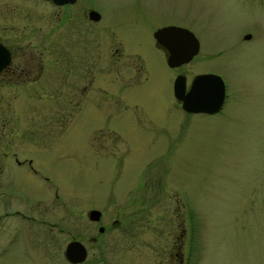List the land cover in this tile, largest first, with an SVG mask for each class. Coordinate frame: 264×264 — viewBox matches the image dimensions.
<instances>
[{"label": "rangeland", "instance_id": "rangeland-1", "mask_svg": "<svg viewBox=\"0 0 264 264\" xmlns=\"http://www.w3.org/2000/svg\"><path fill=\"white\" fill-rule=\"evenodd\" d=\"M87 1L77 0L68 16L47 0H0V36L16 56L31 51L42 62L52 59L50 32L66 28L75 48L83 47L85 57H76L93 75L84 99L74 89V100H83L63 127L50 115L65 103V89H55L63 85L58 79L0 80V122L16 124L10 139L39 144L31 155L36 174L5 158L0 243L7 234L10 241L1 245L0 264H67L60 249L53 259L40 254L23 236L24 216L4 211L63 226L86 219L90 207L102 211L99 222L122 223L99 240L85 238L82 264H162L166 252L170 264H177L175 252L180 264H264V0ZM87 4L101 12L100 22L83 23ZM167 23L187 27L199 44L176 69L152 39V30ZM102 24L120 43L121 61L110 68ZM66 34L57 35V47L66 49ZM127 61L133 70L141 63L134 79L122 65ZM113 68L124 73L121 85L109 87L115 99L93 89ZM177 70L186 83L196 72L219 74L226 93L219 111L181 110L171 91ZM23 125L26 134L19 131ZM89 228L88 234L95 231ZM54 234L62 243L67 238Z\"/></svg>", "mask_w": 264, "mask_h": 264}, {"label": "flooded vegetation", "instance_id": "flooded-vegetation-1", "mask_svg": "<svg viewBox=\"0 0 264 264\" xmlns=\"http://www.w3.org/2000/svg\"><path fill=\"white\" fill-rule=\"evenodd\" d=\"M77 0H71L68 2L64 3H54L51 1H48L52 4L53 8H62L69 14L68 16H71V6L75 5V2ZM87 1V0H83ZM88 2V1H87ZM84 8L81 12V16L84 24L88 23H95V22H100L99 20L101 19V12L93 7L87 4L86 6L83 5ZM89 10H95L98 13V17L96 19H91L88 16V11ZM167 24H175V23H167ZM165 25V24H163ZM175 25H180V24H175ZM103 28L108 31V38L106 39L107 43L105 45L106 49L105 52L107 53V61L110 60V58H113V61H108L112 65H108L109 68L113 67L114 62H119L120 60V55H119V48L118 45L119 40L115 32L111 31V28L107 26L106 24H102ZM162 26V25H160ZM157 26V27H160ZM183 26V25H181ZM156 27V28H157ZM58 27L54 28L51 32L50 35L52 37V43H51V52H55V56H53L52 59L46 60V61H41L40 59V54H33L31 51H28L26 53V56H24V53L21 54L19 53L18 56H16V52L13 49V45L9 44L7 42V38L0 36V43L7 48L8 53H9V60L8 63L0 70V80L3 81L5 84L8 85V82L10 80H13V78H16V81H20L25 84H31L39 81H44V80H49L50 82H53L51 80L53 79H58L59 82L63 83L62 87L59 85V87H55V89L63 90L65 89V103L64 105H61L60 107H53L50 108V115L52 114L55 116L53 120L56 121L55 125L63 127L65 125L69 124L70 117H71V110L72 107L73 109L78 108L79 103L84 99V96H87L86 94L88 93V89L91 87L92 83V78L93 75L90 72L91 67L86 64L85 60L82 61L81 59L77 58L76 56L79 57H85L84 55V50L82 51L83 47L81 46V49L79 47L75 48L74 45V38L72 35L71 30L67 31V29L60 30L62 32L57 31ZM104 29V30H105ZM67 32L66 36L64 38V46L66 49H62L57 47L58 39L57 35L60 36L63 32ZM154 29L152 30V32ZM61 38V39H63ZM153 42L156 47L160 48L163 52L164 55V60L167 54V51L155 40V38L152 35ZM65 50V51H64ZM58 51L63 52L64 54L58 53ZM39 53V52H38ZM57 54H59V58H57ZM48 63V64H45ZM166 63V62H165ZM138 66H141V63H136ZM182 64V63H181ZM181 64L176 65V66H168L171 69H176L179 67ZM123 66L126 67V69L129 71V74L131 77L134 79V70H139V67L137 66L133 70V64L130 61H127L125 63H122ZM167 65V64H166ZM77 67H80L81 69H77ZM43 68H50V72L52 74H42ZM122 69H115L113 68L112 72L113 75L108 72L105 74V72L100 76L98 83L94 86V90L100 92L104 96L106 95L108 98H113L115 99L118 95L113 91L111 92L110 86L112 83L116 85V83L122 84L123 77L122 75L124 74ZM204 72H213L214 71H200L196 72L197 73H204ZM216 73V72H215ZM80 74V77L82 78V83L78 84L79 81H76V78H78V75ZM128 74V73H127ZM193 74V75H194ZM52 75V76H51ZM177 75H183L184 76V82H185V89L187 88L191 78L193 75L190 76L188 82L186 83V75L182 71L174 72V76L171 81V91H172V83L173 79ZM80 80V81H81ZM55 86V85H54ZM54 88V87H53ZM74 89H78V94L83 98L81 101L74 100ZM116 89V88H115ZM6 89H4V92ZM3 93V92H2ZM1 94V91H0ZM4 96V95H3ZM5 97V96H4ZM58 97V96H57ZM56 97V98H57ZM225 98V97H224ZM175 104L180 107V101L175 99ZM225 100H223L224 102ZM75 106V107H74ZM54 109V110H53ZM181 109V107H180ZM3 108H0V111H2ZM182 110V109H181ZM58 116V117H57ZM0 122V176L4 173L5 168H7V163L8 161L5 159L6 157H12L14 162L16 164L24 165L28 169H30L33 173H38L35 167L33 166V160H32V152L33 150H36L37 147H39L38 140L30 138L28 139L27 143L24 144L25 141L22 143H16V141H12L10 137L14 136L13 131L15 129L16 124H11L6 121ZM18 126H20L18 124ZM54 126V125H53ZM32 131V129H29ZM19 131L23 134H26L27 127L26 125H23L22 128H19ZM3 189V187L1 188ZM2 194V191L0 192ZM3 195V194H2ZM56 196V195H55ZM6 207V206H5ZM94 208V207H90ZM88 208V209H90ZM84 213L86 215V219H78V222L74 219H67L65 221L66 225L60 226L57 224L59 221L52 220V219H47V218H33L31 215H23L19 210L14 209L13 211H4L3 215H7L9 213H16L21 216H24V218L21 219V224L20 227L22 228V233L23 236L26 237L29 241L30 244L34 246V248L39 250L40 254H43V256L50 257V259H53L54 256L57 255L58 249H60V253L62 257L64 258L65 262L67 264H82L84 260L87 257V252L88 248L87 244H85L84 240L85 238L88 237L90 241H96L99 240L102 235L107 232L108 229H118L122 223L121 220L118 218H113L109 221V223L105 224L101 220L102 217V211L100 210L99 218L96 220L89 219L87 216V211ZM1 216V215H0ZM0 218V222H2ZM5 222V221H3ZM75 223H78L76 226L74 225ZM8 226V225H7ZM95 227V231L92 232L91 234H88L90 231L89 227ZM5 227L4 224L1 225V231L6 232L7 234L9 231L4 229ZM76 228V229H75ZM29 229L30 234L26 236L27 230ZM39 233L38 235H34V233ZM54 232H65L67 238L63 241V243L60 241V238H58ZM25 233V234H24ZM3 241L5 244L10 241L9 234L3 236ZM72 240H77L79 241L84 249H85V257L78 262H71L67 260L64 256V249L66 244L69 241ZM2 241V243H3ZM2 243H0V249ZM97 246H99L97 244ZM99 248V247H98ZM177 258V264L181 263V256L180 253H176ZM161 258L162 264H170L169 262V257L170 254L166 252L164 256L162 255Z\"/></svg>", "mask_w": 264, "mask_h": 264}, {"label": "water", "instance_id": "water-1", "mask_svg": "<svg viewBox=\"0 0 264 264\" xmlns=\"http://www.w3.org/2000/svg\"><path fill=\"white\" fill-rule=\"evenodd\" d=\"M54 3H64L71 0H50ZM88 16L96 19L98 13L89 10ZM155 40L167 51L165 61L168 66H176L188 61L198 49V40L194 34L187 29L174 24L157 27L152 32ZM245 34L244 37H248ZM9 60L8 50L0 43V70ZM172 91L176 100L180 101L181 108L187 112H216L224 99V83L222 78L213 72L194 74L187 88L183 75H177L173 79ZM100 210L90 208L87 211L89 219L99 218ZM64 256L71 262L81 261L85 257L83 245L77 241H69L64 249Z\"/></svg>", "mask_w": 264, "mask_h": 264}]
</instances>
